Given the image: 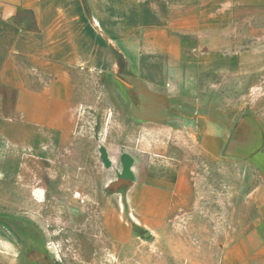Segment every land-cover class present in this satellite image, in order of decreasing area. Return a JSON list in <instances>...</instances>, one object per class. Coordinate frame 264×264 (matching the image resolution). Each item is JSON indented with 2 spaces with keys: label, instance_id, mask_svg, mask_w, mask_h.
Returning <instances> with one entry per match:
<instances>
[{
  "label": "crops",
  "instance_id": "obj_1",
  "mask_svg": "<svg viewBox=\"0 0 264 264\" xmlns=\"http://www.w3.org/2000/svg\"><path fill=\"white\" fill-rule=\"evenodd\" d=\"M1 3L32 14L33 24L2 68L0 150L54 148L60 169L47 156L40 168L69 176L80 195L72 168L83 142L79 111L103 85L102 100L140 128L139 156L129 151L134 144L114 142L119 172L104 186L112 205L102 217L106 237L125 245L132 234L158 237L194 217L200 174L152 144L159 125L179 121L202 155L238 167L244 202L231 241L209 264H264V0ZM46 244L32 215L0 210V264H57Z\"/></svg>",
  "mask_w": 264,
  "mask_h": 264
},
{
  "label": "rangeland",
  "instance_id": "obj_2",
  "mask_svg": "<svg viewBox=\"0 0 264 264\" xmlns=\"http://www.w3.org/2000/svg\"><path fill=\"white\" fill-rule=\"evenodd\" d=\"M32 24V14L26 11L8 13L0 0V83L2 68L12 53L13 42ZM93 81L90 79L89 84ZM94 93L97 100L82 105L79 111L77 132L83 142L72 164L84 187V190L79 189L81 194L77 195V190L71 187L69 176L47 169L46 174L40 168V156H47L54 163L55 170L60 169L62 157L54 148L45 152L2 149L0 210L32 215L46 235L49 258L55 256L60 260L57 264L214 262L221 249L231 241L235 224L233 213L244 202L236 180L237 165L218 164L202 155L198 143L190 139L188 129L184 130L181 122L159 125L152 140L153 150L192 162L200 174L195 215L170 225L158 237L143 239L132 234L128 244L112 242L105 235L102 217L110 207L107 206L110 189L105 190L104 186L119 172V154L114 150V142L134 144L136 150L129 151L139 156L136 136L140 128L127 115L120 116L118 110L123 107L115 108L108 98L102 100L103 85L98 86ZM147 144L150 147V143ZM101 145L105 146V153ZM109 149L114 158L109 159ZM69 166L70 161L68 167L63 166L65 171L71 169ZM113 199L112 202L115 201Z\"/></svg>",
  "mask_w": 264,
  "mask_h": 264
},
{
  "label": "trees",
  "instance_id": "obj_3",
  "mask_svg": "<svg viewBox=\"0 0 264 264\" xmlns=\"http://www.w3.org/2000/svg\"><path fill=\"white\" fill-rule=\"evenodd\" d=\"M135 230L138 234L143 236V231H141L139 227H136Z\"/></svg>",
  "mask_w": 264,
  "mask_h": 264
}]
</instances>
